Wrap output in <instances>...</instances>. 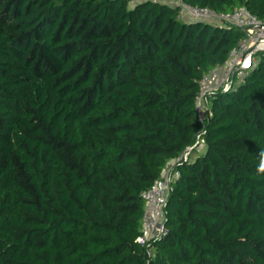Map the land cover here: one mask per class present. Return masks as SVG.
<instances>
[{
  "label": "trees",
  "instance_id": "1",
  "mask_svg": "<svg viewBox=\"0 0 264 264\" xmlns=\"http://www.w3.org/2000/svg\"><path fill=\"white\" fill-rule=\"evenodd\" d=\"M217 12L264 0H181ZM160 0H0V264H264V51L195 110L244 38ZM178 161L164 234L142 192Z\"/></svg>",
  "mask_w": 264,
  "mask_h": 264
},
{
  "label": "built area",
  "instance_id": "2",
  "mask_svg": "<svg viewBox=\"0 0 264 264\" xmlns=\"http://www.w3.org/2000/svg\"><path fill=\"white\" fill-rule=\"evenodd\" d=\"M179 6L181 7V17L185 11L190 15V19L185 20L208 21L213 25L236 26L245 33L244 38L238 41L236 46L229 51L228 57L223 64L215 66L202 75L195 104V110L199 118H201L206 109L208 96L216 91L229 89L235 77L240 79L246 73L245 70L248 67H243L242 63L246 52L257 43L264 41V20L257 18L244 6L237 7L230 12H217L208 7L192 6L182 1ZM256 62L257 59L254 53L249 67L254 66ZM198 145H204V139L200 134L196 135L193 143L189 144L176 158L169 160L162 169L160 177L150 188L142 192L145 211L142 217L143 235L138 237L139 241L158 238L164 234L163 219L166 198L170 190V183L179 174L175 165L178 161L190 160V153Z\"/></svg>",
  "mask_w": 264,
  "mask_h": 264
},
{
  "label": "rangeland",
  "instance_id": "3",
  "mask_svg": "<svg viewBox=\"0 0 264 264\" xmlns=\"http://www.w3.org/2000/svg\"><path fill=\"white\" fill-rule=\"evenodd\" d=\"M142 1V0H128V4L130 6H133L134 4H136L137 2ZM160 1H164L167 3H170L172 5H179L180 4V0H160ZM179 3V4H178ZM182 18L183 19H190V15L185 11L182 13ZM204 149V145H198L194 148V150L190 153L191 154V159L194 158L198 153H201Z\"/></svg>",
  "mask_w": 264,
  "mask_h": 264
},
{
  "label": "water",
  "instance_id": "4",
  "mask_svg": "<svg viewBox=\"0 0 264 264\" xmlns=\"http://www.w3.org/2000/svg\"><path fill=\"white\" fill-rule=\"evenodd\" d=\"M258 50H263L264 51V41L260 42V43H257L254 47L250 48L246 52L244 62L242 63L243 67H249L251 65V57Z\"/></svg>",
  "mask_w": 264,
  "mask_h": 264
},
{
  "label": "clouds",
  "instance_id": "5",
  "mask_svg": "<svg viewBox=\"0 0 264 264\" xmlns=\"http://www.w3.org/2000/svg\"><path fill=\"white\" fill-rule=\"evenodd\" d=\"M260 171L264 172V166H262V167L260 168Z\"/></svg>",
  "mask_w": 264,
  "mask_h": 264
}]
</instances>
